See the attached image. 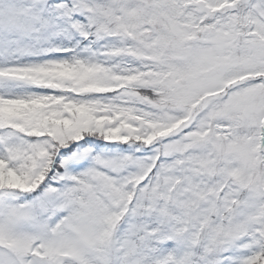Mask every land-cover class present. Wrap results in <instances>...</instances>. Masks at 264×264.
<instances>
[{
  "label": "snow or ice",
  "instance_id": "1",
  "mask_svg": "<svg viewBox=\"0 0 264 264\" xmlns=\"http://www.w3.org/2000/svg\"><path fill=\"white\" fill-rule=\"evenodd\" d=\"M0 264H264V0H0Z\"/></svg>",
  "mask_w": 264,
  "mask_h": 264
}]
</instances>
